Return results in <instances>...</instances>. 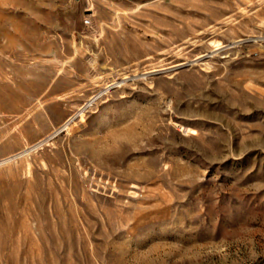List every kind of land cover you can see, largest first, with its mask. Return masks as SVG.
<instances>
[{"label": "rangeland", "instance_id": "rangeland-1", "mask_svg": "<svg viewBox=\"0 0 264 264\" xmlns=\"http://www.w3.org/2000/svg\"><path fill=\"white\" fill-rule=\"evenodd\" d=\"M0 264H264V0H0Z\"/></svg>", "mask_w": 264, "mask_h": 264}, {"label": "bare ground", "instance_id": "bare-ground-1", "mask_svg": "<svg viewBox=\"0 0 264 264\" xmlns=\"http://www.w3.org/2000/svg\"><path fill=\"white\" fill-rule=\"evenodd\" d=\"M217 41V40H216ZM218 42V41H217ZM193 131V130H192ZM195 132V131H194Z\"/></svg>", "mask_w": 264, "mask_h": 264}]
</instances>
